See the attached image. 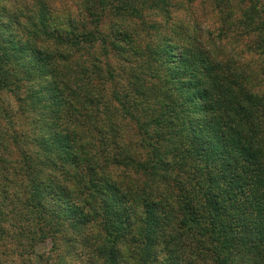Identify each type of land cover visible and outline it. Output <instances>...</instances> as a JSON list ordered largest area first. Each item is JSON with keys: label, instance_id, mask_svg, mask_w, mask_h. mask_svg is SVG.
<instances>
[{"label": "trees", "instance_id": "16d2710c", "mask_svg": "<svg viewBox=\"0 0 264 264\" xmlns=\"http://www.w3.org/2000/svg\"><path fill=\"white\" fill-rule=\"evenodd\" d=\"M214 2L215 8L204 11L197 0H187L189 8H178L175 0H93L83 47L73 52L56 37L40 45L63 61L66 71H60L58 83L66 102L54 105L60 117L55 125L40 126L35 158L20 142L22 134H0L2 149H11L10 140L24 148L18 154L0 151V247L22 237L32 255L38 243L50 241L56 250L65 241V264H115L117 249L122 264H148L151 252L136 240L146 242L160 221L183 257L172 264H264V162L257 163L264 157L259 147L264 109L249 99L261 88L245 68L258 50L222 36L225 50L238 54L236 75L248 84L240 101L223 114L215 105L205 108L171 74L162 80L151 65L129 55L130 43L174 16L172 6L186 9L187 20L206 35L221 30L222 3L229 5L230 19L251 28L245 37L264 32V0ZM4 3L0 0L1 8ZM13 7L8 5L4 15L9 25L21 26L22 19L31 23L28 0ZM197 9L206 14L207 26ZM18 37L16 31L9 40L0 34V45H13ZM17 85L19 92V76ZM27 96L41 120L50 115L39 112L30 90ZM250 118L257 121L256 129L249 128ZM49 146L55 160L48 159ZM185 236L192 249L187 256L181 251ZM16 250H9L11 259ZM161 253L168 264V253ZM7 262L15 261L1 264ZM23 264L34 263L27 258Z\"/></svg>", "mask_w": 264, "mask_h": 264}, {"label": "clouds", "instance_id": "9594fccd", "mask_svg": "<svg viewBox=\"0 0 264 264\" xmlns=\"http://www.w3.org/2000/svg\"><path fill=\"white\" fill-rule=\"evenodd\" d=\"M34 10L29 15L31 23L23 28L24 36L10 46L0 45V122L5 126L8 120H15L19 110L29 101H21V105L13 106L10 96L20 97L27 95L30 90L34 100L39 104V112L44 115H36L37 127L43 124L55 125L59 120L54 105L65 103V94L58 83L60 71L64 69L60 55L45 51L40 45L49 37H56L59 42L72 47L73 52L83 47V41L87 38L84 33V25L87 24L88 11L93 0H28ZM197 4L207 11L216 7L214 0H197ZM185 8L191 7L184 0ZM229 5L219 4L222 14V28L219 32L213 31L205 34L192 26L194 20H181L173 16L168 21H162L154 25L149 32L129 44V55L135 53L136 57L151 65L153 71L158 73L163 80L171 74L185 89H192L193 93L202 102L205 108L212 105L221 112H227L234 103L240 101L246 93L248 84L236 75L239 69L237 53H228L221 42L222 36L231 35L233 41L238 44L244 42L246 50H258L256 59L245 68L252 72L250 81L260 85L261 92L258 96L250 97L253 107L264 109V32L245 37V32H251V28L241 27L234 18L228 16ZM79 12H76V10ZM76 12V14H73ZM7 23V21H3ZM183 25V27H181ZM255 27V26H253ZM2 31V29H0ZM62 53L63 49L59 48ZM11 60L14 62H10ZM19 65V67H17ZM66 71V69H64ZM23 85L21 91H17V77ZM259 125L264 135V115ZM250 129L258 127L257 121L250 118ZM259 147L264 149V143ZM55 149L49 146L48 159L55 160ZM44 161V157H40ZM264 162V157L257 163ZM45 192L53 198L58 194L54 190L45 188ZM70 198V193L65 192ZM74 216H75V211ZM81 223H86L82 220ZM135 237V233L132 234ZM128 239V237H125ZM170 233L166 232L160 221L154 222L153 233L146 241L136 240L141 247L147 245L151 252L148 264H165L166 257L161 249L168 253V264L172 261L183 259L181 253L173 250L169 243ZM190 240L184 237L181 251L187 256L192 249ZM187 249V251H185ZM115 264H122L123 254L116 250ZM142 258V257H138Z\"/></svg>", "mask_w": 264, "mask_h": 264}, {"label": "rangeland", "instance_id": "374dc122", "mask_svg": "<svg viewBox=\"0 0 264 264\" xmlns=\"http://www.w3.org/2000/svg\"><path fill=\"white\" fill-rule=\"evenodd\" d=\"M16 1L17 0H8V2H6L4 0V2H5L4 6L2 8L0 7V29H2V31H0V34L3 37H5V39H8V40L10 39V36L13 35V33L15 31L19 36H21V38L24 36L23 28L25 26L24 25L25 21L22 19L21 26H19L18 24H17L18 26H15L14 23H12L14 25H12V24L9 25L7 18H5V16H4L7 13L8 5H9V7H10L9 9H11V11L14 10L13 6H15ZM175 3L178 6V8L185 7L184 1L175 0ZM172 11H173V14L175 17L187 20V10L186 9L177 10V9L173 8V6H172ZM197 11H199V12H197V13H199V15L201 14L203 16V19H200L203 26H207L206 22H204L206 14L201 12L199 9H197ZM195 17H196V14H195ZM3 21H7V23H5L6 25H3L1 23ZM103 27H104V30L107 29L105 24L103 25ZM146 64L143 65L142 67L145 66L144 68L148 69L146 67ZM148 73H149V71H147V74ZM149 75H151V74L149 73ZM9 99L12 101L13 106L21 105L22 100L23 101H30V99L28 98L27 95H21L20 97H17V96H15V94H13L12 96L9 97ZM22 109H24V111ZM34 109H35V107L32 106L30 103L25 104L24 106H22L20 108L19 113L17 114L15 120L9 119L6 126L3 122H0V134H1V132L4 135H7L9 133H14L13 130H16L18 133L22 134L21 138H20V142L24 146L27 147L28 151H30L33 154V157L35 158L40 153V149H37L38 146L36 143L39 140L37 137V133H39L41 128L37 127V120L35 119V116L37 115V111H36V109L35 110ZM4 144L5 143L1 140L0 145L4 146ZM22 144L16 145V143L13 142V140H10V145L7 144V147H11V149L10 148L9 149L18 154V153L22 152V151H19V148L24 149L22 147L23 146ZM10 150H8V149L5 150L2 148L0 149V151L2 152L3 155H4V153H6V151H10ZM38 150H39V153H38ZM11 164L12 163H10V165ZM26 180H29L28 177ZM33 188L36 192L37 191L38 192L43 191L41 188H40L41 190L37 187H33ZM21 189L26 190L24 185H22ZM54 212L61 214L60 210L54 211ZM63 215L65 217H67L66 214H63ZM63 215H62V217H63ZM65 217H63V220L66 222L69 221V219L68 218L66 219ZM9 220L11 222H13V218H11ZM65 224L67 225V223H65ZM5 240H6V238H5ZM8 244H9V246H7V247L6 246L0 247V264L2 262H6V260L7 261H15L13 264H23V261L27 258L31 259V261H33L34 264H65L64 256H67V254H68V252L66 250L67 243L65 241H63V242L60 241L58 248L56 250H54L53 244L50 241L38 243L36 248H35V251H34L35 254H32V255H30L28 253L26 247L24 246L25 244H24L22 237L18 240L14 239L11 242H9ZM11 247H14V248H11ZM1 249H5L6 251L1 252ZM10 249H17L16 250L17 255L14 257V259H11V257H10V252H9ZM82 250L85 251V252H82L83 254L86 255V256L84 255L82 257L85 260L87 258V251L88 250H86L85 248ZM42 256H43L44 260L39 261V259H41ZM7 264H9V263L7 262Z\"/></svg>", "mask_w": 264, "mask_h": 264}]
</instances>
